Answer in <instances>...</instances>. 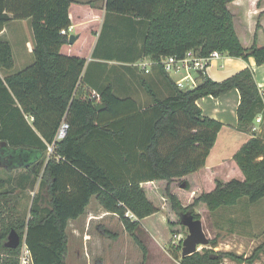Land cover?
<instances>
[{"label":"trees","instance_id":"obj_1","mask_svg":"<svg viewBox=\"0 0 264 264\" xmlns=\"http://www.w3.org/2000/svg\"><path fill=\"white\" fill-rule=\"evenodd\" d=\"M234 1L106 0V17L114 15L117 28L127 25L128 31L117 29L113 39L130 38L126 46L128 56L134 55L131 61L140 56L156 62L167 56L182 58L189 50L206 57L217 50L246 60L253 56L263 65L264 46L258 44L257 36L247 48L237 35L229 7ZM97 2L0 0V33L13 20L30 19L35 41V60L30 65L4 77L0 74V264H20L24 243L31 252V264H67L69 224L84 216L93 197L119 216L144 258L147 250L138 234L144 217L169 206L167 220L175 234L178 227H186L182 223L185 214L200 219L198 210L212 212L236 205L242 197L252 204L264 198V137L254 131L260 109L264 114V96L253 69L245 68L223 81L200 71L197 85L183 89L158 64L173 87L170 96L161 99L145 85L153 102L140 110L132 99L129 103L120 98L113 85L107 84L95 89L101 96L97 101L91 97L93 90L83 88L87 59L61 51L72 35L61 33L73 25L71 7L98 8ZM120 56V60L125 57ZM14 66L11 42L0 36V71ZM233 88L241 95L238 129L254 134L233 157L244 178H217L215 187L207 191L198 172L205 167L223 123L204 115L197 100ZM96 103L107 105L98 110ZM63 121L70 126L67 135L49 154L48 144L54 142ZM137 129L143 130L141 142L121 138ZM124 145L128 151L121 155ZM14 154L22 155L21 162L9 168L7 159L15 160ZM17 167L24 169L19 180L24 190L40 177L29 217L18 212L13 204L16 191L8 188L10 178L5 171ZM151 181L157 186L144 185ZM12 229L21 236L17 248L6 244ZM209 243L211 248L181 257V264H224L225 257L252 262L255 258L254 254L245 259L233 252L213 253L219 240ZM181 250L182 243L173 255L178 257Z\"/></svg>","mask_w":264,"mask_h":264},{"label":"crops","instance_id":"obj_2","mask_svg":"<svg viewBox=\"0 0 264 264\" xmlns=\"http://www.w3.org/2000/svg\"><path fill=\"white\" fill-rule=\"evenodd\" d=\"M261 2L262 0H235L229 5L230 10L234 14L237 35L242 44L247 48L253 44L256 36L258 44L264 46V7H261ZM96 5L98 8L87 5H73L71 7L72 26L75 29L72 34L79 35L78 33H80V36L74 43L64 45L61 50L64 54L78 55L87 59L83 71V80L85 81L83 88L85 90H95L101 86L112 84L116 95L122 99H126L129 103L133 100L140 110L149 107L153 102L145 85L150 86L161 99L173 94L174 90L168 76L164 74L158 64L154 63L155 61L150 57H138V55L136 56L138 57L136 61H131L134 55L128 56L129 48L123 45L117 46L113 44L114 42L109 43V48H112V50L116 49L119 54L125 56L124 59H113L111 57V50L109 49L101 55L94 54L98 36L107 14L106 0H98ZM28 20H13L0 33V36L7 38L11 42L15 65L20 61L22 66L25 67L35 60V55L33 56L35 43L33 29L30 28L33 40H31V37L24 38L23 36L20 39L18 37V30L22 27L17 22L22 24L27 23ZM248 67L253 69L255 80L260 88L261 94L264 96V64L258 65L253 56L246 60L221 53L220 58L212 60L206 67L205 73L215 81H223ZM146 68L149 69V72L146 71ZM11 73L13 72L0 71L3 77ZM168 74L169 77L177 82V80L186 74V71ZM190 74L195 78L197 85L198 73L191 72ZM240 99L241 95L239 90L233 88L220 96L207 95L197 100V104L203 110L204 115L223 123L217 135L216 142L206 158L205 167L198 172L202 186L207 191L215 187L217 178L223 181H228L234 177L244 178L243 173L233 160V157L254 134L238 129L239 120L237 109ZM262 111L260 109L255 117L254 126L257 129H254V131L257 135L264 137V114ZM27 118L30 122L33 121V117L27 116ZM258 118L262 119L261 122H257ZM142 131L138 129L132 132L127 131L121 138L126 141L135 139L137 142H141L143 140L142 137L144 138ZM136 149L141 152L139 147H136ZM127 151L128 147L126 145L120 148L121 155ZM157 184V182L151 181L144 185L156 187ZM91 205H93V209L90 210ZM90 206L87 208L89 219H93L96 214L100 215L107 211L98 203L95 197L91 199ZM162 211L166 213L164 209H161L154 214L144 217L140 224L150 235L151 239L156 242L159 241V236L158 230L155 231L156 225H154L152 217ZM101 217H104L103 214ZM165 219L167 221V214Z\"/></svg>","mask_w":264,"mask_h":264},{"label":"rangeland","instance_id":"obj_3","mask_svg":"<svg viewBox=\"0 0 264 264\" xmlns=\"http://www.w3.org/2000/svg\"><path fill=\"white\" fill-rule=\"evenodd\" d=\"M261 7H264V0L261 2ZM29 20L22 24L17 22L22 27L18 30L20 39L23 36L24 38L31 37L33 40L32 24ZM114 20L115 17L112 14L106 17L95 50L96 55H101L109 49L112 58L120 60L119 52L109 48V43L112 40L117 46H126L131 40L127 37L113 39L117 29L128 31L125 28L126 24L117 28L118 25L114 23ZM24 67L18 61L9 71L18 72ZM14 156L15 160L7 159L9 168L17 166L21 162L20 156L22 155L14 154ZM9 172L5 171L6 177L10 178L8 188L16 191L13 195V204L18 208L20 214L29 217L33 198L39 189L40 177H36L35 181L29 184L30 187L24 190L19 186L20 176L24 169L17 167ZM91 209H93V205L90 206ZM168 210L169 206L164 208L165 212ZM88 214L89 212L86 210L84 216L69 224L67 264H181L182 250L178 253V257H175L172 252L178 247V244L172 243L173 236L178 234L179 238L184 239L189 234V230L187 227H178L177 233L172 235L168 220L165 219L166 213L163 211L152 217L154 225H156L155 231L158 230L159 241L151 239L144 228L138 231L146 246V258H144L140 245L126 230L123 221L117 214L105 211L102 213L104 217H101L102 214H96L93 219H89ZM197 214L200 215L209 239L218 238L219 240L218 245L213 248V253L233 252L245 259L255 255L252 262L225 257L224 264H264V198L252 204L248 197H242L236 205L222 206L212 212L198 210ZM127 216L132 220L137 219V217H131L130 213H127ZM105 230H109L111 233H107ZM211 247L210 243L200 246L201 249Z\"/></svg>","mask_w":264,"mask_h":264},{"label":"built area","instance_id":"obj_4","mask_svg":"<svg viewBox=\"0 0 264 264\" xmlns=\"http://www.w3.org/2000/svg\"><path fill=\"white\" fill-rule=\"evenodd\" d=\"M73 30L74 26H70L69 28L63 29L61 33L70 35L71 33H73ZM220 57L221 52L217 50L211 52L210 55L206 57L199 56L195 53L194 50H189L186 55L182 58H178L176 56H167L162 58L159 62L155 61L154 63L161 64L167 73L186 71V74L182 78L177 80L176 83L180 88L191 89L193 86L196 85V80L190 73H199L200 71L205 73L206 67L211 63V61ZM146 71L149 72V69L146 68ZM189 82H191V84H189ZM91 97L96 99L97 101H100L101 99L100 94L95 90L92 91ZM261 120V118H258L257 122H261ZM69 127V123L67 121H63L58 130L54 142L52 144H48L49 154L54 151L56 142L66 137ZM254 129H257V127L254 126ZM130 216L136 217L133 213H130ZM183 240V238H179L178 234H175L173 236L174 244H179L180 242L182 243ZM31 260V252L27 245L24 243L20 256V264H31Z\"/></svg>","mask_w":264,"mask_h":264},{"label":"water","instance_id":"obj_5","mask_svg":"<svg viewBox=\"0 0 264 264\" xmlns=\"http://www.w3.org/2000/svg\"><path fill=\"white\" fill-rule=\"evenodd\" d=\"M78 35L72 34L70 36V43H74ZM107 104L96 103L95 107L100 110ZM182 223L188 228L189 234L184 238L182 242V257L191 255L199 250H201V245H207L210 242L207 236L203 222L201 219H195L191 214H185L182 216ZM21 243V236L15 230L12 229L8 236L7 246L11 248H17Z\"/></svg>","mask_w":264,"mask_h":264}]
</instances>
